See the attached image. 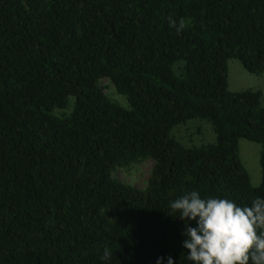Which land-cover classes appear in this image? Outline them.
Listing matches in <instances>:
<instances>
[{
	"label": "trees",
	"instance_id": "1",
	"mask_svg": "<svg viewBox=\"0 0 264 264\" xmlns=\"http://www.w3.org/2000/svg\"><path fill=\"white\" fill-rule=\"evenodd\" d=\"M230 57L264 70V0H0V264H191L173 201L264 198V100L227 89ZM193 117L213 141L172 135ZM145 157L143 187L113 177Z\"/></svg>",
	"mask_w": 264,
	"mask_h": 264
},
{
	"label": "clouds",
	"instance_id": "2",
	"mask_svg": "<svg viewBox=\"0 0 264 264\" xmlns=\"http://www.w3.org/2000/svg\"><path fill=\"white\" fill-rule=\"evenodd\" d=\"M168 22L177 32L185 26L171 16ZM170 208L184 221L183 247L191 264H264V198L241 207L228 199H202L193 191L173 201ZM111 255L105 248L101 259ZM162 260L158 258L157 264ZM168 264H174L171 257Z\"/></svg>",
	"mask_w": 264,
	"mask_h": 264
},
{
	"label": "rangeland",
	"instance_id": "3",
	"mask_svg": "<svg viewBox=\"0 0 264 264\" xmlns=\"http://www.w3.org/2000/svg\"><path fill=\"white\" fill-rule=\"evenodd\" d=\"M226 69L228 90L258 89L261 92V99L264 100V70L258 74L248 72L237 59L232 57L226 59ZM99 83L103 92L121 101L106 78H100ZM171 133L183 145H199L214 140V133L209 122L197 117L189 118L172 126ZM259 148L257 142L243 137L237 139L238 157L247 172L249 183L253 186L260 182ZM152 163L151 158L145 157L126 166H117L112 175L120 181L129 182L136 187H143Z\"/></svg>",
	"mask_w": 264,
	"mask_h": 264
}]
</instances>
